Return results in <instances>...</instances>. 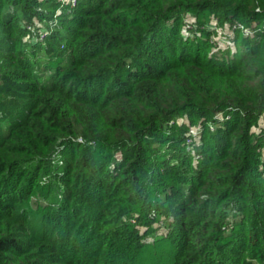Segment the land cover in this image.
<instances>
[{
    "label": "trees",
    "instance_id": "obj_1",
    "mask_svg": "<svg viewBox=\"0 0 264 264\" xmlns=\"http://www.w3.org/2000/svg\"><path fill=\"white\" fill-rule=\"evenodd\" d=\"M263 129L264 0H0V264H264Z\"/></svg>",
    "mask_w": 264,
    "mask_h": 264
},
{
    "label": "rangeland",
    "instance_id": "obj_2",
    "mask_svg": "<svg viewBox=\"0 0 264 264\" xmlns=\"http://www.w3.org/2000/svg\"><path fill=\"white\" fill-rule=\"evenodd\" d=\"M56 18H59V13L54 15ZM214 16V15H213ZM191 19H195V17H192V13H188L186 16H184V24L187 26L186 28H188L190 31H192L193 29H195L196 25L193 26L191 24ZM188 25H187V24ZM41 24H45V22H41ZM40 24V25H41ZM211 24V30H212V35H211V39L212 42L214 43V45L220 41L221 44L227 43V38H223L222 35L224 33V30L222 29V27L219 25L220 24V19L218 18L215 19V22L210 23ZM239 29L244 33V34H248V32L250 31L249 29L245 28V26L243 25V23L239 22ZM194 27V28H193ZM193 28V29H192ZM197 28V27H196ZM199 31H196L194 33L189 32L186 33L185 35L187 37L190 38H194V36H198ZM197 39L195 38V40H192L193 42H195ZM32 41V39H31ZM238 45L237 49H243L246 48V45L243 44V42H241L240 44H235ZM225 47V45H223ZM219 47V46H217ZM236 50V49H235ZM227 53V52H226ZM219 114V113H216ZM231 113L228 114V117L231 116ZM189 116V115H188ZM217 116V115H215ZM219 116H221L222 118H224L225 114L224 113H220ZM179 121L182 123L184 121H188L187 119V114L180 116L179 117ZM189 122L190 125L188 124V128L189 131L188 133H186V143H187V149L191 150L193 153L196 152L195 149V145L202 143L203 140V136L200 135L198 132L201 127L200 123L197 121H190L189 118ZM192 122V123H191ZM170 124H174L173 121H171ZM183 127H177V126H172V130H177V132H181ZM212 129L215 128V126H211ZM179 130V131H178ZM263 139H264V129L261 131V133L259 134ZM194 146V147H193ZM259 152L261 153L262 157H264V143L262 146H260L259 148ZM156 166H161V164H155ZM152 178V177H150ZM41 194L39 193H34L31 197H30V207L33 211H37L36 213H34L33 215L39 217L42 213L40 211V209L43 206L44 199H42V197L40 196ZM53 197V195H50L49 198L51 200V198ZM47 203V202H46ZM127 208L129 209L130 213H133L130 217V220L132 222H136L135 218L132 216H135L136 214H139V208L142 211V206L139 203H129L126 202ZM39 210V211H38ZM136 212V213H134ZM153 213L156 214V216L153 219L152 225H154L153 228V233L149 232V228H146L148 226V222L144 223V220L141 221L139 223V229L141 230V232L145 235V240L147 241L148 244H152L151 247V253L149 255V258L146 260L147 262H145L146 264H166V262L168 260H170V255L172 252V244L170 240H167L169 231H170V227L169 224L167 222H169L168 220H171L172 218L168 219V218H159L158 216V212L153 211ZM151 225V224H150ZM156 260H160V263H157Z\"/></svg>",
    "mask_w": 264,
    "mask_h": 264
},
{
    "label": "built area",
    "instance_id": "obj_3",
    "mask_svg": "<svg viewBox=\"0 0 264 264\" xmlns=\"http://www.w3.org/2000/svg\"><path fill=\"white\" fill-rule=\"evenodd\" d=\"M62 2L63 3H66V2H70L71 3V5H76L77 4V2H78V0H62ZM45 33H42V36L44 35ZM219 114L221 113V112H218ZM219 114H216L217 116H215V118H219L220 120H222V119H224V118H229L228 116H226V117H224V118H222L221 116H219Z\"/></svg>",
    "mask_w": 264,
    "mask_h": 264
}]
</instances>
